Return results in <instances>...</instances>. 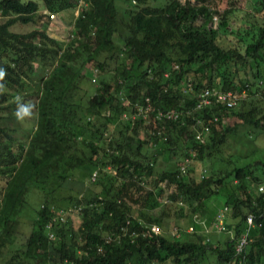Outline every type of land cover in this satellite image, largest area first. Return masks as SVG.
I'll list each match as a JSON object with an SVG mask.
<instances>
[{"label":"trees","instance_id":"obj_1","mask_svg":"<svg viewBox=\"0 0 264 264\" xmlns=\"http://www.w3.org/2000/svg\"><path fill=\"white\" fill-rule=\"evenodd\" d=\"M77 1L0 0V264H264V160L239 164L223 153L241 127L264 134V19L237 15L238 0L222 10L209 0H121V9L118 0H84L69 39L51 35L48 25ZM253 8L264 10V0ZM16 23L39 26L19 32ZM208 87L232 91L236 105L195 109ZM18 95L33 115L9 128ZM145 97L153 111L180 113L165 139L152 134L154 122L122 116ZM68 204L82 211L54 221L53 209ZM219 211L229 235L212 239L203 225L213 229ZM248 215L256 226L247 232ZM184 218L191 223L179 225ZM128 219L130 229L156 224L159 233L119 236Z\"/></svg>","mask_w":264,"mask_h":264},{"label":"built area","instance_id":"obj_2","mask_svg":"<svg viewBox=\"0 0 264 264\" xmlns=\"http://www.w3.org/2000/svg\"><path fill=\"white\" fill-rule=\"evenodd\" d=\"M86 3L84 2V0H78L77 1V5H76V9L74 10V12L76 11L77 14L80 11V7L85 6ZM76 14V15H77ZM175 68H177V65H174ZM95 72L96 69L92 70L93 76L95 78ZM168 72L165 73V76H168ZM188 83L186 84V88L187 90L191 89V85L189 80H187ZM237 102V96L232 92V91H222L220 89H217L215 87H211V88H204L202 90H200L197 94V99H196V103L194 104V108L195 109H202L204 107L210 106L212 104H220L222 106H225L227 108H232L236 105ZM124 104L129 105L130 102L128 100H124ZM134 106L136 107V110H134L133 112H131L129 114V112L125 111L123 113V117L125 119L128 118H139V119H143L145 120V122H151L154 124V128L155 130L152 132V134L156 133L158 135H160L163 139L166 138L165 133L167 131V122L169 120H178V118H180V113L176 110H162V109H158L156 111H153L152 108V103L150 101L149 97H145L144 98V102L140 103V104H134ZM189 112V111H187ZM151 118H149V116L151 115ZM218 118L215 116L214 120H217ZM196 123L198 124H202L200 119L196 120ZM208 131V126L204 125L202 126V129H196L195 130V139L198 141H203L204 140V135L207 133ZM189 158L185 157L183 159V161L180 163L179 165V171L181 173H185L187 170V167L189 165ZM206 172L205 169H203V174ZM96 178V170L92 172V174L90 175V180L94 181ZM258 190L260 192L264 191V184H261L258 186ZM83 206L81 204H68L65 207H59V208H54L53 212H52V218L54 221L56 220H60L61 222H64L66 220V216L67 214L71 215L73 213H78L82 211ZM224 211H219L216 215V217L214 218V221L212 222V228L215 229L218 232H228L229 228L225 225L224 222ZM260 216H263V213L260 214ZM247 221V232L249 231V229L253 228L256 226V223L254 221V216L253 215H248L246 218ZM130 224V220L128 219L126 221V223L124 225H121L120 227V234L119 236H129L130 238L133 236H138L141 235L142 237H145L147 235H150L151 233L153 234H158L159 233V227L156 224H151L148 226L147 229H141V230H135V229H130L129 225ZM51 225L50 220L47 222L46 224V233H47V237L51 240H55L56 239V231L54 230V228H49ZM258 225H260V223H258ZM206 227V226H205ZM193 230V226L190 225L187 228V231H192ZM207 227H206V231H207ZM171 235L172 236H178L179 232L178 229H176V227H174L171 230ZM117 236V237H119ZM109 237L110 235H107V240L109 241ZM248 237L247 234L241 236L236 243V247H235V251L236 253H241L243 251V249L246 247V245L248 244ZM102 246H99L97 248V251H101ZM252 264H257V263H252Z\"/></svg>","mask_w":264,"mask_h":264},{"label":"rangeland","instance_id":"obj_3","mask_svg":"<svg viewBox=\"0 0 264 264\" xmlns=\"http://www.w3.org/2000/svg\"><path fill=\"white\" fill-rule=\"evenodd\" d=\"M40 1V0H39ZM210 2V6L213 9H224L227 8L229 6V1L230 0H209ZM253 1L254 0H238L237 3H234L235 5V9L237 10V15H241L243 14V12H247L248 11L251 13L252 11L254 12V15H256L257 18L259 19H264V10H262L261 12H256L253 8ZM123 5V3L121 2V0L117 1V7L119 9H121V6ZM77 12H72L71 10H65L60 12V14H58V16H55V18L52 20V22L50 23V25H48V32L57 37L58 39H63L62 41H67L70 37V30L72 28V23L74 20V16H76ZM237 19V18H235ZM238 23L240 22V19H237L236 22L234 24H232L233 28L235 29V27L238 25ZM35 26H39V25H35L33 23H29V24H20V23H16L15 25H13L11 28L14 31H19V32H26L29 31L31 29H33ZM216 28L217 27V16H213V22L208 24V28ZM37 74L40 75V69L37 68L36 70ZM93 75V73H92ZM91 75V76H92ZM106 76H108V74H106ZM25 120H28V118H26ZM229 124L232 123V120L229 119L228 120ZM5 123L6 125L10 128L12 127H21L25 125V121H19L16 118H8L5 119ZM248 133L247 129L245 127H241L240 131H238L237 135L234 137V139H230L229 143L225 146L223 153L225 152H229V153H233V155L236 157V159L238 160L239 164H243L246 162H249L251 160L254 159H262L264 160V134L262 132L256 131L252 133L251 137L246 136V134ZM182 159V158H181ZM181 159L178 160V163H180ZM197 166V168L199 169H207L208 171V163H196L195 164ZM87 186L92 187L94 189V191H97V187L93 184H88ZM84 187V186H82ZM80 184H78V187L76 186L75 188H81ZM213 204H215L213 202ZM211 206H214V205ZM215 207V206H214ZM191 219V218H190ZM190 219L188 218H184L181 219V223L179 225L181 226H187L188 224H190ZM77 219H74V226H76L77 224ZM24 222L26 223V226L23 228L24 229V233L28 232V223L29 220L25 219ZM178 225V224H177ZM172 229V228H171ZM207 231L206 234L207 236H209L212 239H221V238H225L227 235H229V233H225V232H218L215 229H211L209 225H207Z\"/></svg>","mask_w":264,"mask_h":264},{"label":"clouds","instance_id":"obj_4","mask_svg":"<svg viewBox=\"0 0 264 264\" xmlns=\"http://www.w3.org/2000/svg\"><path fill=\"white\" fill-rule=\"evenodd\" d=\"M7 75L5 69L0 68V81H3ZM4 90V85L0 84V91ZM17 110L15 116L17 120L23 121L26 118H30L33 115V105L30 103H21L22 97L16 96Z\"/></svg>","mask_w":264,"mask_h":264},{"label":"crops","instance_id":"obj_5","mask_svg":"<svg viewBox=\"0 0 264 264\" xmlns=\"http://www.w3.org/2000/svg\"><path fill=\"white\" fill-rule=\"evenodd\" d=\"M203 228L206 230V227L203 225Z\"/></svg>","mask_w":264,"mask_h":264}]
</instances>
